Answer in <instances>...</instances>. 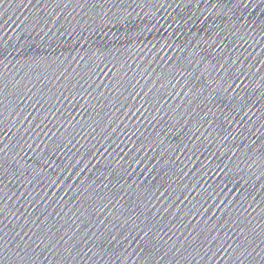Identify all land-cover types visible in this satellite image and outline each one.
<instances>
[{"label":"water","instance_id":"95a60500","mask_svg":"<svg viewBox=\"0 0 264 264\" xmlns=\"http://www.w3.org/2000/svg\"><path fill=\"white\" fill-rule=\"evenodd\" d=\"M0 264H264V0H0Z\"/></svg>","mask_w":264,"mask_h":264}]
</instances>
